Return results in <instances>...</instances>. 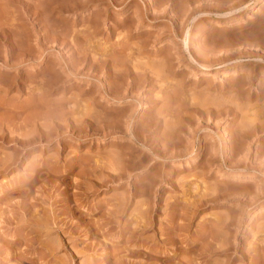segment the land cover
Here are the masks:
<instances>
[{
    "label": "rangeland",
    "instance_id": "rangeland-1",
    "mask_svg": "<svg viewBox=\"0 0 264 264\" xmlns=\"http://www.w3.org/2000/svg\"><path fill=\"white\" fill-rule=\"evenodd\" d=\"M0 264H264V0H0Z\"/></svg>",
    "mask_w": 264,
    "mask_h": 264
},
{
    "label": "bare ground",
    "instance_id": "bare-ground-1",
    "mask_svg": "<svg viewBox=\"0 0 264 264\" xmlns=\"http://www.w3.org/2000/svg\"><path fill=\"white\" fill-rule=\"evenodd\" d=\"M250 1H251V0H238V5H239V6H241V5H247ZM254 2H255V1H254ZM148 30H149V29H148ZM258 37H259V36H258ZM261 38H262V37H261ZM261 38H260V39H261ZM255 39H256V38H255ZM257 39H259V38H257ZM257 39H256V40H257ZM260 39H259V40H260ZM262 127H263V126H262ZM262 127H261V128H262ZM262 129H263V128H262Z\"/></svg>",
    "mask_w": 264,
    "mask_h": 264
}]
</instances>
